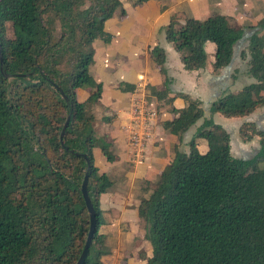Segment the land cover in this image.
Returning a JSON list of instances; mask_svg holds the SVG:
<instances>
[{"label":"trees","instance_id":"16d2710c","mask_svg":"<svg viewBox=\"0 0 264 264\" xmlns=\"http://www.w3.org/2000/svg\"><path fill=\"white\" fill-rule=\"evenodd\" d=\"M119 5V0H0V264L76 263L89 227L80 192L84 175L94 232L83 264H101L107 253L99 202L111 183L95 167L93 150L108 162L112 155L95 134L90 107L101 86L88 66L93 41L107 40L103 24ZM256 27L246 45L247 74L254 83L218 97L211 114L241 118L264 106V18ZM163 35L185 71L202 69L204 44H213L211 69L218 72L229 64L242 30L224 15L186 18L182 24L171 15ZM149 55L164 75L162 49L154 46ZM77 90L87 98L80 101ZM150 93L160 100L159 91ZM176 96L183 106L172 109L162 128L180 137L202 111L197 101ZM238 134L243 140L259 137L251 159L232 157L226 132L203 119L188 152L175 151L158 173L136 209L150 248L145 264H264V126L253 131L243 124ZM197 138L206 144L202 154Z\"/></svg>","mask_w":264,"mask_h":264},{"label":"crops","instance_id":"0c3cea01","mask_svg":"<svg viewBox=\"0 0 264 264\" xmlns=\"http://www.w3.org/2000/svg\"><path fill=\"white\" fill-rule=\"evenodd\" d=\"M119 2L121 9L115 10L103 24L107 40L93 41V56L88 66L89 75L101 86L99 100L90 107L95 118V134L107 143L112 155V161L108 162L98 149L93 150L95 167L111 183L99 202L104 218L99 233L103 235L107 250L101 258V264H145V259L150 254L145 239H142L143 243L139 241L142 244L137 247L126 248L121 244H129L136 238L134 229L139 222L136 209L140 199L149 193L147 179L153 173L158 176L173 158L175 151L188 152V142L203 119H210L226 132L230 154L233 146L238 154L237 158L243 160L244 156L257 153L259 137L252 135L249 140H243L239 137L238 129L243 124H250L253 131H260L264 126V106L241 118H225L209 111L211 104L221 95L237 93L242 87L254 83L247 74L248 66L245 68L231 57L228 70L223 68L213 72L212 44V58L205 61V66L196 71H185L179 55L165 41L163 28L171 15H176L179 21L185 18V13L202 19L212 14L224 15L229 20L232 18L236 21L242 30L257 24L264 16L259 14L260 6L255 0H252V8L243 0H150L137 6L125 3L124 0ZM239 3L245 4L249 9H244ZM120 10L123 14H120ZM154 46H158L164 53V75L150 58L149 50ZM207 46L211 49L209 44H204V50ZM139 79L146 84L140 91L146 94L149 105L156 111V117L149 131L151 140L145 150L148 162L131 164V151L126 141L130 105ZM150 88L159 91L160 100L151 95ZM177 94L197 101L202 111L201 118L180 137L171 135L162 128L163 122L172 119V109L177 110L183 106L182 100L175 97ZM77 96L83 101L88 95L84 90H77ZM195 143L199 153L206 151L204 140L197 138ZM121 224L128 226L129 230L120 233L118 227Z\"/></svg>","mask_w":264,"mask_h":264},{"label":"rangeland","instance_id":"374dc122","mask_svg":"<svg viewBox=\"0 0 264 264\" xmlns=\"http://www.w3.org/2000/svg\"><path fill=\"white\" fill-rule=\"evenodd\" d=\"M133 1L134 0H124L125 3H129L132 6H137V5H140L143 2H148L150 0H145V1H143V2H141L139 4H135V5H133ZM243 1H244L245 4L246 3H249V5H250L251 8L254 7V6L251 5L252 4V0H243ZM255 1H257V4L261 8V9L259 8V10H260L259 11V14L261 16H264V8H263L264 7V0H255ZM239 4L241 5L242 3H239ZM245 4L244 5L242 4L241 6L244 9H249L248 7L245 6ZM118 9H121L120 8V5H119ZM208 14H206V16ZM184 16H185V18H193V19H196V20H203V19H205V18L202 19V17L193 16L191 13H189V14L188 13H185ZM185 18H183V20ZM183 20L177 21V24H182V21ZM230 20H231L230 22H231L233 28L235 27V28L241 29L239 26H237L236 21H233L232 18ZM255 27H256V24L255 23L253 24V26L247 28L246 30L242 27L243 28V30L241 29L242 30V38L239 39L236 42V44L233 46V49H232V58L234 59V61H239V63H241V65H243L245 68L247 66V60H248V58L246 56V45H247L248 37L252 33L256 32V31L258 32L260 30L259 28H257V27L255 28ZM260 33H262V31H260ZM207 43L210 45L211 49L209 48V46H207L205 48L204 52L206 54V59H207L206 61H209L210 60V57L212 58L213 46H212V44H210V42H205L206 45H208ZM231 150H232V154H231L232 157L237 158L238 154L235 153L236 150H235V148L233 146H232ZM255 154H256V152L255 153H250V154L244 156L243 158L245 160L251 159L253 156H255ZM147 162H148V159H147V157H145L142 160V164L147 163ZM148 166H149V164H148ZM149 170H151V169H149ZM156 181H157V175L155 173H153L151 175V177H149L147 179V187H149V191L153 188V186H154V184H155ZM118 228L120 230V233H122V232L125 233V232H127L129 230V227L128 226H125L123 224L119 225ZM134 230H135V234H136V236H134V237H136V238H134L131 243H129V244L123 243V244H121V246L126 247V248H130V247H133V246L134 247H137L138 245H141L143 243L142 239H144V238H141V236H143L145 234V226H144V223L143 222H138V224H137V226L135 227ZM139 241H142V243H139Z\"/></svg>","mask_w":264,"mask_h":264},{"label":"built area","instance_id":"2783aa9c","mask_svg":"<svg viewBox=\"0 0 264 264\" xmlns=\"http://www.w3.org/2000/svg\"><path fill=\"white\" fill-rule=\"evenodd\" d=\"M145 86L146 84L139 79L130 105V123L126 142L131 151V164L138 163L145 158L146 145L151 140L150 127L156 117V111L149 105L146 94L140 91Z\"/></svg>","mask_w":264,"mask_h":264},{"label":"water","instance_id":"95a60500","mask_svg":"<svg viewBox=\"0 0 264 264\" xmlns=\"http://www.w3.org/2000/svg\"><path fill=\"white\" fill-rule=\"evenodd\" d=\"M232 59V58H231ZM231 63V60L230 62ZM0 64H1V59H0ZM226 70L229 69V64L225 67ZM68 116L66 117L64 123H63V126H62V129H61V132H60V138L62 137V134L64 132V129L67 125V122H68ZM80 192H81V195H82V198H83V201H84V204H85V208H86V211L88 213V217H89V227H88V232H87V236H86V239H85V242H84V246H83V249L76 261L75 264H83L86 256H87V253H88V248L90 246V242H91V237H92V234L94 232V211L92 209V206L90 204V201H89V198L87 196V192H86V176L84 175L83 179H82V182L80 184Z\"/></svg>","mask_w":264,"mask_h":264}]
</instances>
